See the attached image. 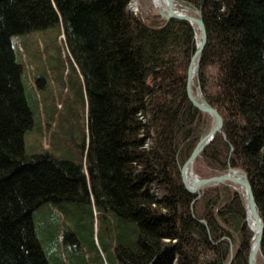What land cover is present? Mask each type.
Wrapping results in <instances>:
<instances>
[{
	"label": "trees",
	"instance_id": "trees-1",
	"mask_svg": "<svg viewBox=\"0 0 264 264\" xmlns=\"http://www.w3.org/2000/svg\"><path fill=\"white\" fill-rule=\"evenodd\" d=\"M133 1L0 0V264H246L242 192L179 176L211 123L185 94L195 30ZM174 1L200 14L192 92L222 119L193 166L245 175L264 264V0Z\"/></svg>",
	"mask_w": 264,
	"mask_h": 264
},
{
	"label": "water",
	"instance_id": "water-1",
	"mask_svg": "<svg viewBox=\"0 0 264 264\" xmlns=\"http://www.w3.org/2000/svg\"><path fill=\"white\" fill-rule=\"evenodd\" d=\"M153 1V0H152ZM165 2V8L159 16L164 20H180L185 21L195 28L197 35H195L196 45L189 59V64L186 70L185 78V94L187 100L193 108L199 112L205 113L209 116L211 124L210 127L205 131L203 135L197 140L194 147L192 148L189 156L184 161L179 169V176L181 184L184 189L191 195H197L202 189L215 187L220 184H227L232 187H237L242 192L247 226L252 234L251 244L247 255L246 264H255L257 254L259 252V246L261 242L263 224L256 208L251 187L246 179L245 175L238 171L228 168L225 173L213 175L204 178H193L190 187L185 184V174L188 171L192 174V164L195 158L199 155L202 149L212 140L214 135L220 132L222 127V119L219 114L206 104L199 96L198 89L195 87L194 93L191 89L192 79L195 76L199 55L204 47L206 41V34L204 25L200 18L198 11H194L190 8L182 7L180 11L176 10L177 4L174 0H162Z\"/></svg>",
	"mask_w": 264,
	"mask_h": 264
},
{
	"label": "rangeland",
	"instance_id": "rangeland-1",
	"mask_svg": "<svg viewBox=\"0 0 264 264\" xmlns=\"http://www.w3.org/2000/svg\"><path fill=\"white\" fill-rule=\"evenodd\" d=\"M178 8V9H177ZM182 7H176V10L177 11H180V9H181ZM127 9L131 12V13H133V14H135L136 12H138V10L139 11H141V10H143L144 11V14H145V12L146 13H148V14H152V15H157L158 14V12H159V10L155 7V5H154V3H153V1L152 0H135V1H133L132 3H130L129 5H128V7H127ZM159 15V14H158ZM160 17V16H159ZM161 18V17H160ZM162 19V18H161ZM194 30H195V28H194ZM195 35H197V31L195 30ZM32 38L31 39H28L27 40V42L29 43V44H31V46H29V54H31V55H34L33 53V51H34V49H35V47H37V52H40L41 51V49H42V41H43V35L41 36V35H39V34H32V36H31ZM58 39H57V44L59 43V41L61 42V36H58L57 37ZM30 41V42H29ZM196 41V40H195ZM36 45H38V46H36ZM62 52L64 53V51H61V55H62ZM25 58V55L23 56V59ZM28 59H29V61H32L31 59H30V57H28ZM25 60H26V58H25ZM27 61V60H26ZM27 67V70L25 69V72H24V74H25V77H26V79H27V83L29 84V85H31L30 87L34 90V91H36V90H38V88H37V85H36V83L32 80V75L35 73V71L36 70H39V63H37L36 61H33V65H31L30 67H29V65H27L26 66ZM25 67V68H26ZM36 69V70H35ZM43 85H45L44 83H42ZM191 89H192V83H191ZM37 92V91H36ZM211 124V123H210ZM210 127V126H209ZM204 134V133H203ZM202 134V135H203ZM194 163V162H193ZM194 164H192V172H193V176L195 177V178H200L201 176L202 177H210L209 175L210 174H208V172H206V170L204 169V167L201 165V164H197L196 166H193ZM194 171H196L198 174H195L194 173ZM227 171V170H226ZM225 173V172H224ZM222 174V173H221ZM218 175V174H217ZM213 176V175H212ZM235 189H237V190H239L240 191V189H238L237 187H235ZM256 261V260H255Z\"/></svg>",
	"mask_w": 264,
	"mask_h": 264
},
{
	"label": "bare ground",
	"instance_id": "bare-ground-1",
	"mask_svg": "<svg viewBox=\"0 0 264 264\" xmlns=\"http://www.w3.org/2000/svg\"><path fill=\"white\" fill-rule=\"evenodd\" d=\"M153 3H154V5H155V7H156L159 11L162 12V11L164 10V8H165V2H164V1H162V0H153ZM177 9H178V8H177ZM193 175H194L193 172H192V174H189L188 171H187L186 174H185V184H186L187 186H189V187H190V185H191V181H192V179L195 178Z\"/></svg>",
	"mask_w": 264,
	"mask_h": 264
}]
</instances>
